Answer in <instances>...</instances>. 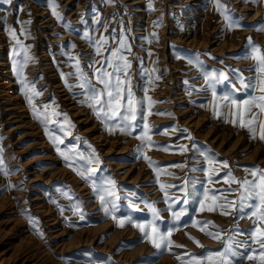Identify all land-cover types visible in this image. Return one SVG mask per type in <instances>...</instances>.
Instances as JSON below:
<instances>
[{
    "label": "rangeland",
    "instance_id": "374dc122",
    "mask_svg": "<svg viewBox=\"0 0 264 264\" xmlns=\"http://www.w3.org/2000/svg\"><path fill=\"white\" fill-rule=\"evenodd\" d=\"M216 3L217 0L0 2V264H181L177 255L186 261L185 252L199 257L207 251L220 250L229 235L236 240L249 239L235 233L252 229V219L239 218L234 223L238 212H209L206 209L211 200L201 211L198 199L206 190L229 189V184L224 183L229 171L243 179L251 178L245 169L264 170V141L259 139V123L253 138L239 123L233 126L229 108L221 106L219 115H213V89L206 86L204 76L214 78L223 72L228 77V81L215 84L218 101L223 95L238 100L259 95L251 88H241L237 77L257 75L249 71L255 62L246 38L250 37L251 44L264 54V31L257 30L264 25V0H219L226 6L223 11L229 20L241 25L232 30L229 21L217 11ZM101 35L107 40L105 47L117 48L123 36L131 48L130 53H125L131 64L129 80L135 96L142 101L144 117H137L132 135L118 130L109 134L92 110L81 104L84 97L76 87V61L90 76L94 70L90 62L101 59L94 46ZM233 84L240 89L238 93L233 91ZM34 108L41 113L39 120ZM63 114L70 126L64 122ZM258 119L264 121V114ZM145 123L150 129V141L145 142L142 152H137L141 141L133 137L143 135ZM189 135L191 139L186 138ZM55 137L62 143L54 144ZM147 143L170 147L150 149ZM182 146H187L183 154L179 152ZM145 156L155 168L149 166ZM209 158L227 161L228 168L218 163L209 165ZM69 162L77 171L98 170L85 180L67 166ZM178 164L184 167H174ZM209 168L219 172V176H212L215 183H209ZM107 180L115 182L113 190L119 199L106 197L117 205L112 211L109 203L106 216L93 183L107 188ZM160 184L173 187L162 191ZM230 187L235 190L238 186ZM165 192L171 200L181 201L174 210L183 207L187 211L179 222L168 211ZM227 199L236 200L237 196L227 195ZM148 205L157 209L158 219ZM75 208L79 211L74 212ZM113 216L125 221L124 226H118ZM29 217L38 220L43 238L29 223ZM193 222H211L215 227L206 231L222 239L210 238L193 227ZM136 223L154 225L165 232L173 228L169 239L173 245L183 247L158 251L133 226ZM243 264L258 262L245 260Z\"/></svg>",
    "mask_w": 264,
    "mask_h": 264
},
{
    "label": "snow or ice",
    "instance_id": "6c2138e0",
    "mask_svg": "<svg viewBox=\"0 0 264 264\" xmlns=\"http://www.w3.org/2000/svg\"><path fill=\"white\" fill-rule=\"evenodd\" d=\"M3 2V0H0ZM151 5H149L150 7ZM224 5L219 3L217 0L216 8L217 11L221 12V15H224L225 20L229 21L228 27L230 30L234 28H239L241 25L238 23H234L229 20V16L223 11ZM59 19V16H57ZM258 31H264V25H262ZM13 38L15 39V32L11 33ZM153 35H155L153 33ZM87 36V34H86ZM90 39V38H89ZM249 41V45L252 49L251 59L255 62V66L249 71H253L257 73L256 76L250 78L237 77L241 88L244 89H253V91H258L259 95L249 96V98L238 100L234 99L228 95H223L219 97V101H223V105L219 103L217 100V92L215 91V84L221 81H228V77L223 73H218L214 78H210L207 74H205L204 79L207 87H211L213 89V101H212V111L214 116H218V109L222 106L224 108L230 109V115L232 116V120L230 121L233 126H236L239 123L240 127L247 128L249 132L252 134L253 138H256V124L259 123V139L264 141V121H259V115L264 114V54H262L261 49L251 44V38H246ZM17 43L19 41L17 40ZM107 44V40L103 35L99 38L98 41L94 42V46L96 48V55L100 56L101 59L90 62V67L94 68L91 75L89 76L80 68L79 60L76 61V71L78 73L77 78L79 83L76 87H79L82 91L80 95H83L84 99L81 101L82 105H87L96 116L98 120L102 124H104L105 128L109 132V134H113L115 131H119L124 135H132V129L136 127L135 122L137 121V117L143 120L142 114V101L137 99L134 92L132 91V87L130 85L129 73L128 69L131 67L130 62L127 59L125 53H130L131 48L127 45L123 36L120 37L118 41V47L112 49L110 46L105 47ZM74 47V46H73ZM103 49V51H102ZM107 53L105 55L104 53ZM151 55V53H149ZM75 59V58H73ZM138 59V58H137ZM111 69V71H109ZM155 71V69L153 70ZM240 71V70H233ZM93 79L95 80V85L93 84ZM159 79V77H156ZM187 83V81L185 82ZM96 85H99L97 87ZM34 95H38L35 93L34 89H29ZM233 91L239 92L240 89L235 87L233 84ZM150 101V98H149ZM28 103L32 104V96L28 97ZM151 106V101L149 103V107ZM45 109L47 110V105H45ZM231 109H235V112H232ZM256 109V111H253ZM34 114L37 116V119H40L41 113L39 110L33 109ZM151 114V113H149ZM65 123L69 126L71 122L67 120L66 114ZM156 115H170L165 113H156ZM110 121H115V124H110ZM229 122V121H226ZM186 131V130H185ZM150 129L147 127L146 123L143 129V135H136L133 138L140 140L141 144L136 148L137 152H142L143 147L145 146L146 141H150ZM47 135V130H46ZM187 139H191L189 135L186 137ZM57 142L62 143L59 137L53 138V143ZM147 147L150 149L155 147L157 150H167L170 146L166 145H152L151 143H147ZM57 151L61 156H64L65 160H68V157L64 155L63 152H60V149L57 148ZM187 151V146H182L179 149V152L183 154V152ZM144 159L148 161L149 166L155 168L154 163L145 156ZM209 165L219 164L222 168H228L227 161H215L211 158L207 160ZM95 163H99V160H95ZM3 161L0 160V166H2ZM67 166L82 179L89 180L98 169L96 168H85L81 171H77L76 167H74L73 163L69 162ZM174 167L183 168L184 165L178 164L174 165ZM2 167H0V171H2ZM248 175L251 178H243L238 179L231 174V171L225 173L226 179H224V183L229 184V189L227 190H206L203 192L202 197L199 198V206L200 210L204 211L206 208V201L211 200V206L207 207V211L216 212L219 209L221 215H227L232 211L238 212L239 215L234 218H244L253 220L254 227L247 232H240L236 230V235H244L248 236L247 240H236L232 235H229L226 239H223V247L217 251H207L205 254L201 256H194L191 253H184V256L188 257V260H183L180 255L176 256L178 261H181V264H243L245 260L248 261H257L258 264H264V170L258 168H249L245 169ZM5 175H8L5 172ZM159 175V173H157ZM207 175L209 179V183H215L212 179L213 175L219 176V172L216 168H209L207 170ZM108 187L105 188L103 186H97L96 183H93V191L99 195L100 203L103 207L105 215H109L110 209L108 204L111 203V210L115 211L117 205L109 200L106 197H114L115 199H119L118 196L115 195L114 188L115 182L113 180L106 181ZM231 184H237V189L232 190ZM173 187L172 185L160 184V188L163 191L166 188ZM182 190V189H181ZM227 195H236V200H228ZM165 200L164 202L168 204V211L173 216L174 220L179 222L181 217L187 214L185 208L181 207L179 210H174V205L180 204V200H171L169 193H164ZM171 200V202H169ZM130 207H135L134 205H129ZM151 210L153 217L155 219L159 218V213L155 207L152 205H148ZM249 209L251 211H245ZM63 211V209H61ZM74 212L79 211L78 208L73 209ZM84 217L81 215V220ZM114 221L117 222L118 226L123 227L125 221L117 220L115 216L112 217ZM29 223L37 228V234L43 238V234L38 230V220L33 217H29ZM134 227L138 228L144 236L149 240L154 248L158 251H162L165 248L171 249L173 246L175 247H183L182 245H173L169 237L173 232V228H168L165 231L159 230L154 225H145L141 223L133 224ZM193 227L198 228V230L204 232L205 235L209 236L214 240H221L222 237L219 234L213 233L211 231H206L207 228H214L211 222H193ZM148 228H151L152 231H147ZM192 240V237H188ZM193 243H196L199 247V242L193 240ZM258 245V248H252V245ZM235 245L236 247H233Z\"/></svg>",
    "mask_w": 264,
    "mask_h": 264
}]
</instances>
